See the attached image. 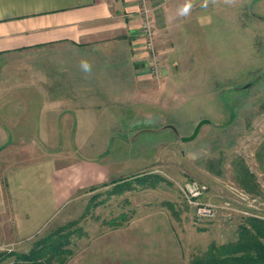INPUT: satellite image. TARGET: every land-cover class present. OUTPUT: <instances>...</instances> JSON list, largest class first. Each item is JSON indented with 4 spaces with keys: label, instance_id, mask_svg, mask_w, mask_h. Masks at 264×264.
<instances>
[{
    "label": "rangeland",
    "instance_id": "374dc122",
    "mask_svg": "<svg viewBox=\"0 0 264 264\" xmlns=\"http://www.w3.org/2000/svg\"><path fill=\"white\" fill-rule=\"evenodd\" d=\"M138 2L141 18L143 7L149 9L158 72L151 71L145 49L136 94L126 104L115 97L120 105L109 111L112 119L105 112L101 127L85 128L87 144L78 150L94 155L102 149L115 175L77 188L31 236L0 239V251L28 252L75 221L64 230H71L65 247L74 254L92 236L127 231V222L151 213V225L132 224L151 227V255L147 249L119 263L191 264L212 243L237 241L245 226L253 230L249 218L264 220V0L241 6L207 0V7L205 0H182L152 10L153 2ZM187 4L191 8L181 14ZM203 118L209 122L196 136L182 140ZM189 179L208 185L200 199L219 205L210 216L199 217L182 195Z\"/></svg>",
    "mask_w": 264,
    "mask_h": 264
},
{
    "label": "crops",
    "instance_id": "0c3cea01",
    "mask_svg": "<svg viewBox=\"0 0 264 264\" xmlns=\"http://www.w3.org/2000/svg\"><path fill=\"white\" fill-rule=\"evenodd\" d=\"M149 1L152 10L182 0ZM141 22L138 0H0L1 240L31 236L77 188L112 180L102 149L78 150L85 128L112 119L115 97L126 104L136 94L137 66L147 58ZM151 216L92 236L66 264L151 255V227H136L151 225Z\"/></svg>",
    "mask_w": 264,
    "mask_h": 264
},
{
    "label": "trees",
    "instance_id": "16d2710c",
    "mask_svg": "<svg viewBox=\"0 0 264 264\" xmlns=\"http://www.w3.org/2000/svg\"><path fill=\"white\" fill-rule=\"evenodd\" d=\"M74 222L50 231L28 252L0 251V264H51L55 258L65 264L73 249L65 247L70 241L71 230H64ZM248 222L253 230L245 226L237 241L212 243L204 253L194 257L191 264H264V220L249 218ZM111 224L120 222L111 221ZM13 255L14 259L5 261Z\"/></svg>",
    "mask_w": 264,
    "mask_h": 264
},
{
    "label": "built area",
    "instance_id": "2783aa9c",
    "mask_svg": "<svg viewBox=\"0 0 264 264\" xmlns=\"http://www.w3.org/2000/svg\"><path fill=\"white\" fill-rule=\"evenodd\" d=\"M143 18L141 22V33L144 40V47L148 53V60L152 72H158V65L155 59L154 29L149 17V9L143 7ZM208 190V185L198 179H189L180 186V191L185 200L194 206L195 213L201 217L210 216L219 207L217 203L202 201L200 198Z\"/></svg>",
    "mask_w": 264,
    "mask_h": 264
},
{
    "label": "water",
    "instance_id": "95a60500",
    "mask_svg": "<svg viewBox=\"0 0 264 264\" xmlns=\"http://www.w3.org/2000/svg\"><path fill=\"white\" fill-rule=\"evenodd\" d=\"M206 122H209V120H208V119H205V118L200 119V120L196 123V125L194 126V129H193V131L191 132V134H190V135H187V136H182L181 139L184 140V141H185V140H191V139H193V138L196 136V134L198 133V131H199L201 125H202L203 123H206Z\"/></svg>",
    "mask_w": 264,
    "mask_h": 264
},
{
    "label": "clouds",
    "instance_id": "9594fccd",
    "mask_svg": "<svg viewBox=\"0 0 264 264\" xmlns=\"http://www.w3.org/2000/svg\"><path fill=\"white\" fill-rule=\"evenodd\" d=\"M204 6L207 7V0H205ZM190 8H191V4L185 5V7L181 10V14H187ZM81 68L85 72L91 71V66L86 61L81 62Z\"/></svg>",
    "mask_w": 264,
    "mask_h": 264
}]
</instances>
